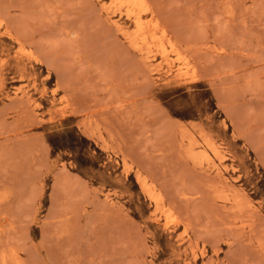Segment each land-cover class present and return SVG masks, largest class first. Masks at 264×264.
<instances>
[{
  "label": "rangeland",
  "instance_id": "rangeland-1",
  "mask_svg": "<svg viewBox=\"0 0 264 264\" xmlns=\"http://www.w3.org/2000/svg\"><path fill=\"white\" fill-rule=\"evenodd\" d=\"M0 264H264V0H0Z\"/></svg>",
  "mask_w": 264,
  "mask_h": 264
},
{
  "label": "bare ground",
  "instance_id": "bare-ground-1",
  "mask_svg": "<svg viewBox=\"0 0 264 264\" xmlns=\"http://www.w3.org/2000/svg\"><path fill=\"white\" fill-rule=\"evenodd\" d=\"M141 3H143V1L141 2ZM139 8H141V7H139ZM137 9V8H136ZM140 10V9H139ZM110 11V10H109ZM136 23V22H135ZM143 24V23H142ZM137 25V24H136ZM118 26V25H117ZM141 26V25H140ZM137 27V26H136ZM148 28V27H147ZM138 29H139V27H138ZM141 29H143V28H140V31H141ZM116 30V29H115ZM118 31V30H117ZM127 33V32H126ZM144 33V32H143ZM128 34V33H127ZM131 38V37H130ZM129 38V39H130ZM127 39V38H126ZM125 39V40H126ZM129 41V40H128ZM146 60H148V59H146ZM212 152H213V154L216 156V157H218L217 159H219L220 158V155L218 156V152H217V149L216 148H213L212 147ZM141 182H143V181H141ZM156 199V198H155ZM154 199V200H155ZM157 200V199H156ZM16 260V259H15ZM18 263V262H17Z\"/></svg>",
  "mask_w": 264,
  "mask_h": 264
}]
</instances>
